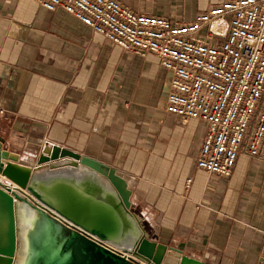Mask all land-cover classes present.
I'll return each instance as SVG.
<instances>
[{
  "label": "crops",
  "instance_id": "crops-1",
  "mask_svg": "<svg viewBox=\"0 0 264 264\" xmlns=\"http://www.w3.org/2000/svg\"><path fill=\"white\" fill-rule=\"evenodd\" d=\"M116 1L187 23L229 0ZM170 76L60 9L0 0L2 149L31 166L53 146L94 160L148 240L205 264H264V164L240 155L228 178L197 169L206 127L166 112Z\"/></svg>",
  "mask_w": 264,
  "mask_h": 264
},
{
  "label": "built area",
  "instance_id": "built-area-1",
  "mask_svg": "<svg viewBox=\"0 0 264 264\" xmlns=\"http://www.w3.org/2000/svg\"><path fill=\"white\" fill-rule=\"evenodd\" d=\"M32 1L72 15L127 53L158 57L171 75L166 112L206 127L197 169L228 178L240 155L264 164V0H229L187 23L136 13L116 0ZM0 182L19 189L2 176ZM190 184L187 179L185 187Z\"/></svg>",
  "mask_w": 264,
  "mask_h": 264
},
{
  "label": "water",
  "instance_id": "water-1",
  "mask_svg": "<svg viewBox=\"0 0 264 264\" xmlns=\"http://www.w3.org/2000/svg\"><path fill=\"white\" fill-rule=\"evenodd\" d=\"M0 176L19 188L11 191L0 182V264H12L16 256L13 198L32 214L22 264H134L107 247L145 264H205L184 255L183 245L167 247L148 240L115 185V171L94 160L53 146L44 163L31 166L2 149L0 138Z\"/></svg>",
  "mask_w": 264,
  "mask_h": 264
},
{
  "label": "bare ground",
  "instance_id": "bare-ground-1",
  "mask_svg": "<svg viewBox=\"0 0 264 264\" xmlns=\"http://www.w3.org/2000/svg\"><path fill=\"white\" fill-rule=\"evenodd\" d=\"M9 188L11 191H13L12 189L13 187L9 186ZM5 192L11 195V192L8 191ZM121 195L124 199H126V195L123 191H121ZM13 201L15 203L14 207L16 205L15 213H16V228H17V244H16V254H15L16 256L15 258H13L12 264H22L26 254V247H27L26 233L29 229L32 228V224H31L32 214L29 213L26 206L22 202H17V201L15 202L14 198Z\"/></svg>",
  "mask_w": 264,
  "mask_h": 264
}]
</instances>
